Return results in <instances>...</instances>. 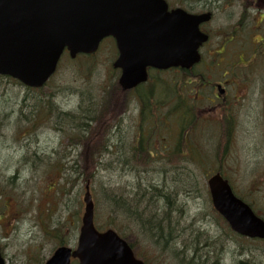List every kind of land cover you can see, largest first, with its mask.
Here are the masks:
<instances>
[{
    "label": "rangeland",
    "instance_id": "374dc122",
    "mask_svg": "<svg viewBox=\"0 0 264 264\" xmlns=\"http://www.w3.org/2000/svg\"><path fill=\"white\" fill-rule=\"evenodd\" d=\"M200 1L208 3L209 0ZM172 2L180 1L172 0ZM209 2L211 3V0ZM222 8L237 9L239 2L228 0L224 2ZM110 42L105 40L98 54L86 59L92 68L90 70L84 68L82 73H80L83 66L81 60L75 62L66 55L61 60L56 77H53L49 87L41 92H30L13 81H0V184L2 189H9L6 186L7 181L13 180L15 183L13 188L9 189L7 197L0 200V246L6 264H45L62 242L57 234H64L65 246L74 250L77 248L84 213L83 197L87 184L84 183L80 172L72 169V166L81 148L75 146L62 132H56L53 126L61 131L63 130L61 122H57V125L40 123L36 127H28L29 134H22L19 137H17L19 134L17 122L34 124L32 120L36 118V103L39 101L43 104L48 98L45 96L49 94H57L55 103L64 111H74L81 103L80 94L76 95V93L92 95L97 99L108 93L115 78L112 63L116 59L115 44L112 41L111 45ZM128 111H131L133 117L136 116L135 104ZM213 115L216 117L214 110ZM47 116L49 117V113ZM62 126H65L64 122ZM241 129L249 130L251 134L243 135L241 139L242 147L246 151L238 154L239 172L233 171L235 160L229 159L222 163L232 186L244 194L247 197L245 199L253 202L260 214L264 215V175L260 172L255 174L254 168L245 163L250 155V139L254 144H263L261 142L263 137L260 134L262 130L251 125L242 126ZM114 135L117 143L120 136L117 131ZM209 135L211 132H208L205 138ZM252 152L257 153L253 147ZM110 160L112 164L99 167L95 182L91 185L94 200L99 197L101 201L99 208L97 204L95 206V215L97 226H102L103 230L109 227L106 213L101 206L104 203L102 189L121 186L124 193L133 194L138 183V179L135 178L138 172L134 175L129 174L130 171L136 170L128 169L132 165H125L123 169L117 165V157H111ZM183 165L184 168L180 170H175L176 167L166 168L160 165L139 168L142 172H146L139 174L143 176V187L147 184L145 179H153L152 185L165 190L163 185L166 183L168 188L165 194L170 191L173 193L174 188L170 186L172 184L170 178L185 187L181 188L179 194L174 193L170 196L168 202L165 201L170 207L179 208L182 217L185 218L178 228L179 238L184 239L183 246H180L182 240H179L177 246L173 244L171 251L161 256L163 254L157 251L159 246H156L157 248L148 246V244L154 245L153 240L146 242L138 239L139 249H148L142 254L143 257L150 264L154 255H157L158 260L162 258V261L158 262L160 264H192L190 253H181V247L198 250L202 246H213L216 255L212 256L210 264H236L239 258L234 250L236 251L237 248L250 254L249 262H264L261 258L264 255V243L249 244L242 240L230 239L232 234L223 230L226 227L213 211L208 194L209 177L205 178L203 174L194 173L196 185H193L188 164ZM191 187L193 188L190 190ZM170 188L172 189L169 191ZM150 194L149 201H156L158 194L155 191ZM159 218L163 219L162 215ZM125 231L127 232L126 229ZM223 234L229 239L225 241L227 250L229 245L232 246L228 253L225 249L217 253L219 244L215 236L218 235L224 240ZM133 235L139 238L136 233ZM202 256V253L198 255V257ZM200 260L198 258L196 263Z\"/></svg>",
    "mask_w": 264,
    "mask_h": 264
},
{
    "label": "water",
    "instance_id": "95a60500",
    "mask_svg": "<svg viewBox=\"0 0 264 264\" xmlns=\"http://www.w3.org/2000/svg\"><path fill=\"white\" fill-rule=\"evenodd\" d=\"M210 14L168 11L164 0H0V75L27 87L42 88L56 72L67 48L71 57L94 54L113 37L119 50L115 69L128 91L148 80V68L190 69L200 61L198 50L208 40L200 25ZM208 186L214 208L232 230L264 239V221L238 199L220 174ZM76 251L58 249L47 264H144L115 231L100 233L94 224L89 186ZM0 264H5L0 252Z\"/></svg>",
    "mask_w": 264,
    "mask_h": 264
},
{
    "label": "trees",
    "instance_id": "16d2710c",
    "mask_svg": "<svg viewBox=\"0 0 264 264\" xmlns=\"http://www.w3.org/2000/svg\"><path fill=\"white\" fill-rule=\"evenodd\" d=\"M89 67L92 68L91 65ZM82 72L80 71V73ZM192 81L195 80L192 79ZM56 95L49 94L45 96L48 98L43 104L39 101L36 103L39 118L36 117L32 121L38 123L49 120L47 116V112H49L56 125L57 122H61L63 130L60 132L64 136L66 135L75 146L81 148L80 154L73 161L72 169L80 172L84 183L94 184L99 167L101 165L107 167L112 164L111 157H117L116 163L122 168L120 151L124 144L120 137L115 143V135L113 136V134L115 131L118 134L119 121L134 101L133 93L124 92L117 79L114 78L110 91L104 93L100 99L80 93L81 103L79 108L74 111H64L57 106L55 103ZM137 95L141 115V125L138 128L142 132V137L147 138V141L142 142L140 151L133 148L128 154L125 153V161H128L127 163L134 162L136 169L135 172L130 171L129 174L134 175L138 172L135 177L138 179L135 187L136 192L126 194L121 186L102 189V202L104 201V203L101 206L106 213L108 227L122 233L135 250L139 247L137 246L138 238L133 235L134 233L139 235L142 241L150 242L153 240L162 246L169 243L168 245L172 247L180 240L178 228L184 218L180 212L178 221L176 217L173 220V216L177 214V208L170 207L167 202L170 196L174 193L179 194L181 188L185 187L179 185V182H174L172 178H170L172 183L170 186L174 188L173 193H170L172 189L170 188V192L165 194V190L168 188L166 183L163 185L165 190L152 185L153 179H145L147 184L143 187V176L139 175L141 173L138 169L153 163L150 157L154 156L156 161L162 160L163 164L170 168L175 166V170H180L181 165L187 163L193 185H196L194 173L203 174L205 178H208L212 172H216V122H210L213 128L212 133L205 138L211 127L202 119L201 102H199L201 95L198 86L184 90L183 87L169 84L168 81L159 85L158 83H151L140 88ZM168 105L172 106L170 111L165 109V106ZM42 114H44L43 118H41ZM167 115L172 116L171 120L174 125L166 124ZM63 122L65 126H62ZM186 135L187 140H185ZM185 146H187L186 149H184ZM226 146L224 142H221L217 146L218 151L222 153ZM14 184L13 180H8L6 186L12 189ZM9 189H2L0 184V199L7 197L10 192ZM154 191L158 197L156 201L150 202V193H154ZM122 194L125 195L122 196ZM100 203L101 201H96L97 208H99ZM178 210L180 211L179 208ZM160 215L163 219L159 218ZM56 236L64 242L63 233ZM222 236L224 237V234ZM228 240L224 237V241ZM205 249L203 256L198 257L194 252L195 249L188 247L186 253H190L191 263L210 264L212 256L215 255L213 250L215 247H206ZM222 249L223 247L220 246L217 253ZM198 258L201 260L196 263ZM242 264L249 263L245 260Z\"/></svg>",
    "mask_w": 264,
    "mask_h": 264
},
{
    "label": "flooded vegetation",
    "instance_id": "af4514ba",
    "mask_svg": "<svg viewBox=\"0 0 264 264\" xmlns=\"http://www.w3.org/2000/svg\"><path fill=\"white\" fill-rule=\"evenodd\" d=\"M209 1L196 11V14L212 13L211 21L200 27L210 38L200 49V65L191 71H174L181 76L184 88L195 84L192 79H199L197 85L208 95L200 101L210 103L204 112L208 118L212 117L213 110L216 112V144L224 142L227 145L223 159L235 160L233 171L236 173L240 170L238 154L246 151L241 139L243 135L251 134L241 127L251 125L262 130L263 144H254L250 139V155L245 163L254 168L255 174L260 172L264 175V0H240L237 9L222 8L228 0ZM182 2L187 4L188 0ZM171 72H158L156 75L170 78ZM149 82H153L152 77ZM121 123L124 125V120ZM140 138L138 133V141ZM252 147L256 154L252 152ZM180 240V246H183L184 239ZM155 244L160 247L157 251L163 254L161 256L172 249L169 243L162 246L155 241ZM177 245L178 242L174 244ZM187 248L181 247L180 252L186 253ZM205 250L200 248L194 252L198 256ZM213 250L216 255V249ZM175 255L176 252L173 258ZM160 261L162 258L158 260L154 255L151 264H160Z\"/></svg>",
    "mask_w": 264,
    "mask_h": 264
},
{
    "label": "bare ground",
    "instance_id": "6f19581e",
    "mask_svg": "<svg viewBox=\"0 0 264 264\" xmlns=\"http://www.w3.org/2000/svg\"><path fill=\"white\" fill-rule=\"evenodd\" d=\"M121 165H122V167H123V169H124V167H125V165H126V161L125 160H122L121 161ZM138 171L141 173V174H145L146 172L145 171H141V169H138ZM179 210L177 209V214H176V220L178 221V215H179ZM215 239H216V242L219 244V247L221 246V247H223V249H225L226 251H227V253L229 252V250H230V248H231V246L232 245H229V248H228V250H227V248H226V243H225V241L224 240H222L221 238H220V236L218 237V235H216L215 236ZM237 251V252H236ZM236 251L234 250V253L237 255V258H240V257H242L243 255H244V251H243V249L241 250V248H237L236 249ZM238 264V263H237ZM239 264H242V263H239ZM263 264H264V262H263Z\"/></svg>",
    "mask_w": 264,
    "mask_h": 264
}]
</instances>
